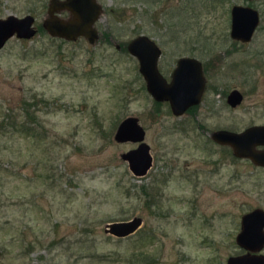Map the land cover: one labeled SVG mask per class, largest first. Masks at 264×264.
Instances as JSON below:
<instances>
[{
    "label": "rangeland",
    "instance_id": "374dc122",
    "mask_svg": "<svg viewBox=\"0 0 264 264\" xmlns=\"http://www.w3.org/2000/svg\"><path fill=\"white\" fill-rule=\"evenodd\" d=\"M97 1L92 44L48 34L49 0H0V19L30 14L37 28L0 49V264H227L243 252L241 216L264 209V169L210 135L264 124V0L247 44L228 34L231 5L247 0ZM141 34L160 45L168 80L178 57L202 62L195 111L176 116L147 92L125 47ZM233 89L243 94L236 107L226 102ZM128 116L153 157L141 177L121 158L137 144L114 140ZM133 217L143 220L134 234L105 231Z\"/></svg>",
    "mask_w": 264,
    "mask_h": 264
},
{
    "label": "water",
    "instance_id": "95a60500",
    "mask_svg": "<svg viewBox=\"0 0 264 264\" xmlns=\"http://www.w3.org/2000/svg\"><path fill=\"white\" fill-rule=\"evenodd\" d=\"M102 10L97 0H49L42 26L52 37L68 41L83 37L94 44L99 38L95 24ZM63 11L68 12V17L60 16ZM230 20L231 36L247 42L258 25L259 13L250 6L235 4L230 9ZM34 22L35 18L30 14L23 17L9 15L0 19V49L13 36L19 39L35 36L37 28ZM116 47L120 48L119 45ZM126 49L138 61L147 92L155 101L168 102L174 115L180 116L191 106L200 103L205 90V76L197 58H179L170 80H167L158 68L160 49L150 37L138 35L127 43ZM242 100L243 95L238 89H233L227 96V102L232 107L238 106ZM210 137L219 145L229 146L236 158L248 159L254 165L264 167V148L258 147L264 146L263 124L251 125L241 131L217 129ZM144 138L145 129L135 116L122 119L114 134V140L118 143H138L137 147L121 154L131 173L137 177L144 176L153 165L150 146ZM142 224L141 217H133L110 222L106 224L105 231L117 238H125L134 234ZM235 241L245 252L229 256L227 264H264V254L261 252L264 248L263 208H254L241 216Z\"/></svg>",
    "mask_w": 264,
    "mask_h": 264
},
{
    "label": "flooded vegetation",
    "instance_id": "af4514ba",
    "mask_svg": "<svg viewBox=\"0 0 264 264\" xmlns=\"http://www.w3.org/2000/svg\"><path fill=\"white\" fill-rule=\"evenodd\" d=\"M257 1H259V0H247L246 1V4H237V5H244V6H250V7H252V8H254V9H256L257 11H258V13H259V21H258V25L256 26V28H255V30H254V32H253V34H252V36H251V39L249 40V41H247V42H243V41H241V40H238V39H235V38H233L232 36H231V34H230V32H231V20H230V26H229V38L233 41V43L235 44V43H242V44H247V43H249V42H251L252 41V39H253V37H254V34L256 33V31L259 29V27H260V24H261V19H262V16H261V12L259 11V9L257 8V7H255V5H254V3L255 2H257ZM232 5H235V4H232ZM231 5V6H232ZM230 9H231V7H230ZM141 35H145V34H141ZM146 36H148V35H146ZM148 37H150V36H148ZM154 42H155V44L158 46V48L160 49V56L162 55V49H161V47H160V45L152 38V37H150ZM117 45H119L120 46V48L122 47V45H120V44H116V46ZM119 49V48H118ZM159 56V57H160ZM181 57H186V56H180V57H178L177 58V60H176V63H175V66H174V68L176 67V64H177V61H178V59L179 58H181ZM189 57H194V56H189ZM199 60V59H198ZM200 61V60H199ZM201 62V61H200ZM201 64H202V62H201ZM158 68H159V66H158ZM174 68L172 69V72H173V70H174ZM202 69H203V73H204V76H205V69H204V66H203V64H202ZM160 70V69H159ZM161 72V71H160ZM172 72H171V74H172ZM171 74H170V77H171ZM167 79V78H166ZM168 80V79H167ZM170 80V79H169ZM205 91H206V77H205V90H204V93H205ZM241 92V91H240ZM204 93H203V95H202V98H201V101H200V103L202 102V100H203V96H204ZM242 93V92H241ZM243 95V94H242ZM228 96V95H227ZM226 102H227V98H226ZM200 103L199 104H197V105H194V106H191L190 108H188L187 109V111H195V109L197 108V106H199L200 105ZM227 104H228V102H227ZM229 105V104H228ZM230 106V105H229ZM264 125V124H263ZM229 130V129H228ZM137 145H138V143H136ZM220 146H225V145H220ZM137 147V146H136ZM228 148H230L229 146H227ZM260 149H263L264 148V146H258ZM230 150H231V148H230ZM231 153H232V150H231ZM246 160H248V159H246ZM250 161V160H249ZM252 163V162H251ZM258 167H261V168H263L264 169V167H262V166H258ZM245 252V250L243 249V252L242 253H244ZM262 252V251H261ZM241 253V254H242ZM264 254V253H263Z\"/></svg>",
    "mask_w": 264,
    "mask_h": 264
},
{
    "label": "trees",
    "instance_id": "16d2710c",
    "mask_svg": "<svg viewBox=\"0 0 264 264\" xmlns=\"http://www.w3.org/2000/svg\"><path fill=\"white\" fill-rule=\"evenodd\" d=\"M26 117H27V123L29 124V122H35V116H30V113H26ZM23 127H25V126H23ZM28 129H30L29 127H27ZM138 192H139V194L140 193H142V194H144V195H146V196H152L150 193H149V191H147V189L145 188V187H141L140 189H138Z\"/></svg>",
    "mask_w": 264,
    "mask_h": 264
}]
</instances>
